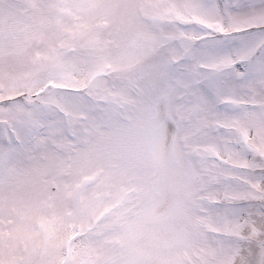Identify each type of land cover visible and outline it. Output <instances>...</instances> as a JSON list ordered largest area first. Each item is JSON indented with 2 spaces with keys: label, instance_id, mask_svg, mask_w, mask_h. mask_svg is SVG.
Returning a JSON list of instances; mask_svg holds the SVG:
<instances>
[{
  "label": "snow or ice",
  "instance_id": "snow-or-ice-1",
  "mask_svg": "<svg viewBox=\"0 0 264 264\" xmlns=\"http://www.w3.org/2000/svg\"><path fill=\"white\" fill-rule=\"evenodd\" d=\"M0 264H264V0H0Z\"/></svg>",
  "mask_w": 264,
  "mask_h": 264
}]
</instances>
